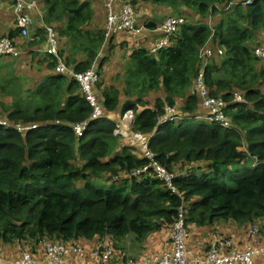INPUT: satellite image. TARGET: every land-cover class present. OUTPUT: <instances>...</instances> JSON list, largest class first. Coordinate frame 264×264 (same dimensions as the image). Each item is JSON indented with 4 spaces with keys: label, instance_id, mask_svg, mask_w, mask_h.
I'll return each mask as SVG.
<instances>
[{
    "label": "trees",
    "instance_id": "trees-1",
    "mask_svg": "<svg viewBox=\"0 0 264 264\" xmlns=\"http://www.w3.org/2000/svg\"><path fill=\"white\" fill-rule=\"evenodd\" d=\"M41 1L46 21L57 33L58 53L64 64L83 72L95 61L100 75L99 69L115 47V35L105 40V21L96 27L92 0ZM164 1L178 17L182 15L174 8L181 2L194 9V17L203 19L188 22L183 16L184 22L155 54L150 49L157 40L137 47L122 41L130 59L124 95L122 98L117 87L104 85L98 75L92 91L101 108L100 116L92 117L93 107L78 81L55 71V57H39L45 74L28 88L24 85L29 95L36 89V106L30 108L13 98L6 119L10 123L37 124L42 132L0 127L2 246L14 244L13 240L19 246L28 241L35 244L44 238L94 244L104 240L113 246L114 241L130 235L142 242L157 232L172 230L183 204L186 227L192 223L198 227L214 224L215 232L218 225L227 222L264 227V65L252 54L261 42L254 44L257 34L264 31V0H253L250 5L246 0H130L134 12L139 2ZM162 20L147 26L156 29ZM44 32L38 27L39 39H21L25 42L19 47L28 49L32 57L37 55L34 50L42 53L46 47ZM18 35L16 27L6 36L12 39ZM206 44L215 54L202 67L199 51ZM106 47L107 56L96 62ZM199 71L203 72L209 95L220 97L226 104L232 127L203 121L191 124L187 120L158 126L157 118L166 107L175 108L178 99L182 100L179 114L204 112L194 87ZM149 93H154L152 102L146 98ZM236 94L241 95L242 103L234 102ZM128 109L135 116L130 132L151 136L149 147L154 160L175 173L177 193L171 192L152 170L140 177L132 175L148 161L140 144L113 135L115 124ZM87 119L85 132L77 136L73 124ZM48 121L60 124L49 125ZM242 138L247 152L238 149L244 144ZM77 157L79 163H75ZM253 157L259 164L250 173L230 174L237 164ZM198 162H203V167L193 168ZM103 182L109 183L108 188L102 187ZM215 236L231 238L236 246H243L232 232ZM129 256H121L119 262L136 260Z\"/></svg>",
    "mask_w": 264,
    "mask_h": 264
},
{
    "label": "built area",
    "instance_id": "built-area-1",
    "mask_svg": "<svg viewBox=\"0 0 264 264\" xmlns=\"http://www.w3.org/2000/svg\"><path fill=\"white\" fill-rule=\"evenodd\" d=\"M253 0H246L245 4L250 5ZM40 8V0H13V12L15 15L16 27L19 29L21 36H28L29 30L33 25V14ZM42 17L41 13L39 14ZM184 22L182 17L165 18L161 24L157 26L155 31L162 33V37L155 42L151 47L150 52L155 54L162 47L167 45L170 36L176 32L179 26ZM105 39L119 33H126L131 37H138L144 27L137 20L134 12L133 4L130 0H106V20L104 26ZM45 43L43 47L44 54L56 58L55 71L58 74H68L73 76L81 86V90L85 94L87 100L93 107L92 117L101 115V108L92 91L94 83L98 79V74L95 67H90L83 72H75L67 67L58 53V37L53 26L44 25ZM212 33L213 30L211 29ZM219 54L222 53L218 49ZM256 58L264 61V35L260 44L253 49ZM21 51L14 45L13 40L8 36H0V57H18ZM214 50L206 45H203L199 51L201 58V66L205 67L212 56ZM195 89L198 97L201 100V106L204 109L203 113H198L194 116H185L179 114L175 108L166 107L163 116L158 117L156 123L158 126L170 122L194 120L196 122L215 123L222 128L232 127L229 117L225 113V103L220 97L213 98L209 95L204 84L203 72L199 71L195 80ZM244 100L241 95L234 96L235 103H242ZM134 121V115L131 110H126L122 118L115 124L114 134L120 135L124 139L131 138L134 142L140 144L145 159L148 163L135 169L132 175L140 177L149 170L155 172L157 178L161 179L167 188L177 193V187L174 184L176 178L175 173L167 171L162 165L154 160V154L151 151L150 135L142 134L139 131L131 133L130 127ZM89 120H84L73 124V129L77 136L83 135ZM6 125L5 121L0 120V126ZM8 126V125H6ZM19 127V128H18ZM36 124L32 125H17L19 132H25L36 128ZM156 130V129H155ZM154 130V131H155ZM252 166L259 164L257 158L253 157ZM185 204L178 208V217L172 227V249L155 257H145L136 262H114L113 252L108 249L105 243L100 242L98 247L90 251L78 248L77 244L69 246L59 241L46 239L40 240L38 250L43 255L40 261L32 260L31 257L24 253L22 258L11 263L5 260L4 248L0 244V264H258V258L264 256V227L257 225L251 226L248 229L247 243L242 249H239L231 238L217 237L216 241L208 248L204 256L193 254L186 243L185 222ZM261 264V263H260Z\"/></svg>",
    "mask_w": 264,
    "mask_h": 264
},
{
    "label": "rangeland",
    "instance_id": "rangeland-1",
    "mask_svg": "<svg viewBox=\"0 0 264 264\" xmlns=\"http://www.w3.org/2000/svg\"><path fill=\"white\" fill-rule=\"evenodd\" d=\"M179 3L180 4H177L176 8H174V9H177V12L180 13L178 15H182V17L184 16L188 22L192 21L195 18L201 19V20L203 19L200 17H194V15H195L194 9L189 8L185 5H182L181 2H179ZM164 4H169V2L164 1L162 3H156L158 8H155V9H157V10L160 9V11L157 12V13H159V18H157L158 23H160L162 18L165 19L168 17H175L177 15V14H173L174 11H173L172 7H170V6L163 7ZM152 5H153V3H149L148 7L150 8V7H152ZM144 8H146V7L144 6ZM143 11L145 12L146 10H143ZM9 13L10 12L5 13L7 20L9 19ZM1 17L2 16H0V19H5V18H1ZM209 20H210V18L207 19V22H209ZM94 23L97 25L96 27L101 26V23L96 18H94ZM208 25H210V22L208 23ZM7 27H8V23H7V25H5L4 30ZM93 29L95 30V27ZM159 33L160 32H158V34ZM263 33H264V31L257 34V39H256V42L254 44H257L259 41H261V39L263 37V36L261 37V35ZM158 34L156 33L155 36H159ZM0 36L4 37V36H6V34H0ZM12 40H13L14 45L16 47H18L19 46L18 45L19 44V35L17 38H12ZM259 43L257 45H255L254 48H256L259 45ZM209 44H210V42H209ZM114 45H115V47L111 51L110 58L105 59L103 64H102V69L99 71V73H100L99 77L101 76L100 81L104 85L117 87L120 90L121 97L123 98V95H124L123 94V87H125V77H126L125 71L127 68H130V59H129V55H128L126 42H121V43L119 42V43L114 44ZM141 45H142V43H141ZM106 53H107V47L102 50V52L100 53V56H98V58H97V62L100 61L101 57L107 56V55H105ZM252 54L255 57L254 53H252ZM4 58H6V57L0 58V60L4 59ZM11 58H19V56L18 57H11ZM256 59L259 63L264 65V61H262L259 58H256ZM0 78L1 79L3 78V74H2V77H0ZM5 79H7L9 82L7 84L3 83V85L0 86V118H1L0 120L5 121L6 125H8V126L2 125L0 127H2L3 129L6 130V129H10V127L16 128L17 125L28 126L29 124L28 125L23 124L22 122H19V121L10 123L9 120L6 119L7 118L6 116L8 113L7 111L13 107V98L16 99L17 101L21 100L22 103L27 104L30 108L35 107L36 101L33 100V95H34V92L36 89H32L31 94L29 95L28 91L23 86V82L26 81L25 76H21V74H16V72H12V73L6 75ZM3 82H4V80H3ZM194 87H195V81H194ZM153 96H154V93H149L146 98H147V100L152 102ZM181 102H182L181 99L177 100V105L175 106V109L177 111H179V106H181ZM187 121H191V122H189L191 124H197V122L194 120H187ZM53 123L56 125L60 124L59 121H55V122L48 121L49 125L53 124ZM174 125H176V124L174 123ZM36 129H38V125L36 128L31 129V130H36ZM16 130H17V128H16ZM42 130H43V128H39L37 131L42 132ZM117 137L124 139L120 135H117ZM241 142L244 143V144L240 145V146H243V149H241V150L244 151V150H246L247 145L244 142L243 138L241 139ZM135 144L138 145L137 143H135ZM134 153L137 154L140 152L134 150ZM79 161H80V158L77 157V161H75V163H79ZM251 163H252V159L247 158L245 160L244 164H237L236 168L230 174L231 175H237V174H248V173H250L252 171V168H253ZM199 166L203 167V162H198L197 164L194 165L193 168H196ZM223 180H224V178L221 179V181H223ZM221 183H223V182H221ZM108 186H109V183L103 182V185H102L103 188H108ZM251 226H254V225H249L246 227V226H241L240 224L237 223L236 227H235V231L240 230L239 232L244 235V234H247L245 232V229L247 231ZM184 227H186L185 222H184ZM218 227H219L218 231H221V232L216 231V233L231 232L229 230L234 227V223L227 222L222 227H220V225H218ZM196 228H198V226L192 223V224L188 225V227H186L185 231H186V233L192 232V235L195 236L194 230ZM214 229H217V228L209 226L207 228L208 233H206L205 235L200 233V231L198 230L199 233L197 234L196 237L198 239L197 240L198 246H201V248H200L201 250L203 248L207 247V242H206L207 237H211V235L213 233H215ZM44 239H45V241H47L46 238H44ZM132 239L134 242H131ZM186 240L188 243L189 236L186 237ZM15 241L16 240H13L14 244L5 243L3 245L6 260L10 261L11 263H15L22 258L24 253H27L31 257L32 260H35V261L41 260L40 257H38L36 255V251L38 249V246L41 245L39 243L40 241L35 242V244L32 243L31 241H28V242H25L24 244H22L20 246L16 245ZM56 241H59V240H56ZM79 241L80 240H78L77 243L64 242V241H61V242L66 244V245H69V246H74L75 244H77L78 248L80 247L81 249L86 250V251H90L92 249L97 248L98 244L100 242L106 243L104 240H101L99 242H95V244L94 243H87L85 241H80V242ZM49 242H52V241H49ZM172 244H173L172 230L166 229V230H163L161 232H157L156 234L149 236L147 239H145L142 242H136L134 237L132 235H130V237L128 236V237H125V238L120 239L118 241H114L113 246L115 248L113 246H111L110 244H106V246L112 252L117 251L119 258H121V256H123V255H127V256L133 255L137 260L141 257H147L145 255H149V256L160 255L163 252L170 251V249L172 248ZM239 244H242V242H240ZM191 246H193V244H191ZM191 246L189 245V248L194 251L196 247L191 248ZM135 252H136V254H135ZM113 261H117V257L115 259H113ZM127 261H132V260H127ZM127 261H125V262H127Z\"/></svg>",
    "mask_w": 264,
    "mask_h": 264
},
{
    "label": "crops",
    "instance_id": "crops-1",
    "mask_svg": "<svg viewBox=\"0 0 264 264\" xmlns=\"http://www.w3.org/2000/svg\"><path fill=\"white\" fill-rule=\"evenodd\" d=\"M160 3H162V2H160ZM148 4H142L141 2L136 4V11L137 12H135V14H136L137 20L144 27L142 33L138 37H131V36L127 35L124 32L119 33V34L115 35V41H114L115 44L126 40L128 45L133 44L135 47H137V46L141 45V43H142V45H149L151 42L153 43L155 40H159L162 37V33H161V35L157 33L159 36H155L156 32L154 31L153 26H147V23H155L156 25L158 24L157 18H159V13H157V12L160 11V9H158V10L155 9V8H158L156 3H153L152 7H150V8L148 7ZM91 5H92V10H93V19L96 18L101 23V26H102L104 21L106 20V18H105V16H106V0H92ZM144 6L146 8H144ZM168 6H169V4H164L163 5V7H168ZM12 8H13V0H0V16H2L1 18H5V19H0V34H6L7 35L10 31H12L14 28H16L15 15H14V12H13ZM143 10H146V11L144 12ZM7 12H10L8 20H7V17L5 16V13H7ZM40 13H41L42 17H40V15H39ZM33 22L34 23H33V25L31 26V28L29 30V35L28 36L19 35V44H18L19 46H21V44H23L25 42V41H23L21 39H25V40L28 39L29 41H31L33 39L38 40L39 38L36 35V30L38 29V27H41L44 30V25L45 24L46 25H50L46 21V9H45V7H44V5H43L41 0H40V8H38V11H36L33 14ZM7 23H8V27L4 30V27H5V25H7ZM145 23H146V25H145ZM104 26H103V29H104ZM44 34H45V32H44ZM104 38H105V35H104ZM135 40H138L139 42H135ZM105 43L106 42H104V44ZM19 46L17 47V49L21 51V55H19V58L6 57V58L0 60V77H2V74H3V78L2 79L0 78V86L3 85V83H4L3 80L4 81L7 80V79H5L6 75H8L7 72H11V73L12 72H16V74H21V76H25L26 81L23 82V86L26 85L27 88L29 87V85H33L34 83L39 82L40 79L42 78L40 76H43L45 74V66H44V64L41 61H38L39 57H42V55H45V54L43 52L42 53L41 52L38 53V52H36L34 50L33 53L37 54V55L32 57L30 55V53L28 52V49H24L23 50ZM26 52H28V53H26ZM55 66H56V64H55ZM96 66H97V64L94 61L93 64L91 65V67H95L96 68ZM101 69L102 68H100L99 71ZM128 110H130V109H128ZM122 116H123V113L120 116V118H122ZM134 119H135V116H134ZM132 125H133V123H132ZM132 125H131V127H132ZM131 127H130V130H131ZM113 135H115L114 134V130H113ZM240 145H242V143ZM238 149H239V151L247 152L246 150H244V151L241 150V149H243V146H239ZM236 224L237 223H234V227L231 228L229 231L232 232L233 238L238 243L243 242V246L240 247L239 245H237V247L239 249H242L244 247V245L247 243V240L249 239L248 230L246 231L247 234L243 235L242 233L239 232L240 230L239 231L238 230L235 231ZM213 226H214V224L212 225V227ZM259 227H263V226L259 225ZM207 228H208V226L207 227L203 226V227L196 228L194 230V235L195 236L192 235V232L191 233H186V235L189 236L188 243H187V240H186L187 248L195 255L204 256L206 254V252H207V249L217 239V237L215 236L217 233L215 232V233H213L211 235V237H207V240H208V241L206 240L207 247L203 248L202 250L200 249L201 246H198V243H197L198 239H197L196 236L199 233L198 230L203 235L208 233L207 232ZM131 242H134L133 239L131 240ZM191 244H193V246H191ZM189 245L191 246V248H193V247L195 248L196 247L195 250L193 251L192 249H190ZM166 252H168V251H166ZM37 253L40 254L41 250L37 249ZM163 253H165V252H163ZM135 254H136V252H135ZM113 255H114L113 259H115L117 257V261H114V262H119L120 258L117 255V252H114ZM145 256H147V257H155L157 255H153V256L145 255ZM143 258H145V257H141V258H139V259H137L135 261H132V262L139 261V260H141ZM6 261H8V260H6ZM127 262H130V261H127ZM258 262L261 263V264H264V256L259 257L258 258Z\"/></svg>",
    "mask_w": 264,
    "mask_h": 264
}]
</instances>
